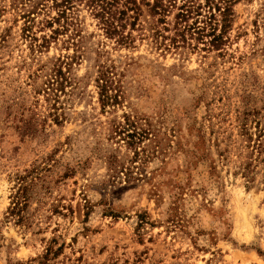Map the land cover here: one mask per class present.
Here are the masks:
<instances>
[{
	"label": "rangeland",
	"instance_id": "1",
	"mask_svg": "<svg viewBox=\"0 0 264 264\" xmlns=\"http://www.w3.org/2000/svg\"><path fill=\"white\" fill-rule=\"evenodd\" d=\"M175 1L120 40L85 2L0 0V264H264V0L219 49L171 44L206 0Z\"/></svg>",
	"mask_w": 264,
	"mask_h": 264
},
{
	"label": "trees",
	"instance_id": "2",
	"mask_svg": "<svg viewBox=\"0 0 264 264\" xmlns=\"http://www.w3.org/2000/svg\"><path fill=\"white\" fill-rule=\"evenodd\" d=\"M78 0H54L55 6L58 8V12L61 15H65L67 9L74 6ZM85 2L89 8L94 10L95 15L99 17L105 24L106 31L109 34H117L120 40H126L130 38L131 33H125L127 25L126 19L132 17L128 23L131 27H134L136 20L140 14L141 3H145L149 12L152 15H159L160 21L165 22V15L168 14L171 7L176 6L175 0H79ZM233 0H206L205 4L198 3L194 6H188L187 2H183L179 5V11L175 14L174 33L171 36V44L178 46L182 40L183 43H187L188 36L195 38L196 41L202 42L204 48L219 49L222 44L226 42L227 33L229 32L233 21L234 9ZM207 13L203 14L205 8ZM203 14V15H202ZM202 15L199 23L198 17L190 21L194 16ZM125 21V22H124ZM180 38V39H179ZM104 87L101 90V100L105 105L109 97L105 95ZM19 190H23V186L20 185ZM15 199L13 211L16 205L20 201ZM26 205V199L23 198Z\"/></svg>",
	"mask_w": 264,
	"mask_h": 264
}]
</instances>
